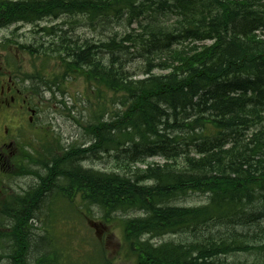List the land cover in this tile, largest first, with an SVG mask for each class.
<instances>
[{
	"label": "trees",
	"instance_id": "16d2710c",
	"mask_svg": "<svg viewBox=\"0 0 264 264\" xmlns=\"http://www.w3.org/2000/svg\"><path fill=\"white\" fill-rule=\"evenodd\" d=\"M64 15L102 35L116 24L136 27L100 41L44 28L57 34L62 79L80 76L119 94L124 107L89 125L88 147L54 156L55 192L97 206L105 223L141 211L122 220L134 264H244L230 259L241 253L264 264V0H0V26ZM43 47L21 45L31 55ZM130 54L145 60L144 76L126 69L131 60L122 58ZM24 76L38 87V77ZM111 150L134 164L154 156L166 162L148 163L136 176L82 166L87 154ZM196 192L207 202L172 205ZM22 220H13L15 239V229L25 232ZM260 224L259 235L247 233ZM166 234L192 241L152 242ZM55 244L48 238L45 249L53 250L36 264L70 263ZM102 264L114 263L104 255Z\"/></svg>",
	"mask_w": 264,
	"mask_h": 264
},
{
	"label": "rangeland",
	"instance_id": "374dc122",
	"mask_svg": "<svg viewBox=\"0 0 264 264\" xmlns=\"http://www.w3.org/2000/svg\"><path fill=\"white\" fill-rule=\"evenodd\" d=\"M80 20V17H69L67 15L61 19L48 16L42 20H37L36 24H15L7 30L4 29L13 23L0 26V43H3L4 37L10 40V48L9 50L6 49V60L15 68H21L22 75L30 74L38 77L35 81L39 84L41 91L39 95L42 101L40 104L41 111L38 115V125L40 128L44 126V129L32 141L43 149H50L54 154H59L63 147L68 149L72 145L88 147L94 142L88 131L89 125L97 123L98 120L111 121L116 117L115 113L124 108L119 94L113 91L106 88L99 89L96 85L91 86L80 76L62 79L64 69L60 66L59 51L55 50L56 46L52 42L57 37L56 33H64L63 31H71L74 36H79L81 40H107V37L113 36L114 32L119 31L122 35L127 27H136V23L132 25H128V23L126 25L116 24L113 29L106 30L105 34L102 35L100 31H97L91 25L84 22L80 23ZM44 27H54L53 30L56 33L47 35L46 31L41 29ZM116 37L119 39L120 36ZM59 42L60 40L57 39L58 46L61 45ZM79 42L81 43V41ZM41 43L44 47L40 49L38 54L31 55L23 49L24 47L21 48V45L38 46ZM1 49L3 50V48ZM44 51L46 53H43ZM126 55L124 56L126 58L123 57L122 60H131L126 65V69L134 74V78L144 76L142 72L146 67L145 60L137 58L133 54ZM154 72L158 74L167 73L159 69H154ZM25 78L27 77L25 76ZM39 79L50 81L52 89H49ZM87 156L81 162L84 168H91L105 173H127L129 176L142 174L148 163H154V166H163L166 162L164 157L154 156L147 158L145 162L139 161L134 164L130 162L129 157L116 150L100 151L96 153V156L89 153ZM178 160L182 162L183 156L179 155ZM144 182L152 183L148 180ZM206 202L207 196L196 192L173 200L172 205L198 206ZM50 207L53 211L48 215L47 209ZM141 213L137 210L126 213L118 212L110 223H105L100 218L102 213L97 206L87 205L79 202V200H77V204H71L68 200L63 199L58 192H55L49 203L44 201L40 204L38 218L34 221L36 229L31 248H36L42 253L45 251L48 238H51V241L54 244L56 243L55 246L61 249L58 251L61 254L60 257L64 258L63 261L67 257L70 258V263L67 264H102L104 255L112 260L114 264H134V254L124 247L122 220L128 217L140 216ZM260 227L261 224L257 228H250L247 233L252 230L255 235H259ZM47 230L49 233H47ZM41 235L42 238H40ZM184 238V234H166L161 237H153L152 242L157 244L163 241H183L186 243L192 241L191 239L184 240ZM53 246L51 247L53 248ZM51 247L46 250L52 249ZM6 250H8V247ZM0 253L4 252L0 249ZM99 253H101L102 259ZM255 257L254 254L241 253L236 258L244 261V264L263 263L256 260ZM0 264L8 263L4 258H0Z\"/></svg>",
	"mask_w": 264,
	"mask_h": 264
},
{
	"label": "flooded vegetation",
	"instance_id": "af4514ba",
	"mask_svg": "<svg viewBox=\"0 0 264 264\" xmlns=\"http://www.w3.org/2000/svg\"><path fill=\"white\" fill-rule=\"evenodd\" d=\"M5 55L0 51V231L7 219L11 224L16 218L34 228L40 202L55 190L54 153L32 141L44 129L38 125L40 95L8 65ZM5 245L11 252L19 247L25 264H36L37 250L31 244H16L13 239Z\"/></svg>",
	"mask_w": 264,
	"mask_h": 264
}]
</instances>
